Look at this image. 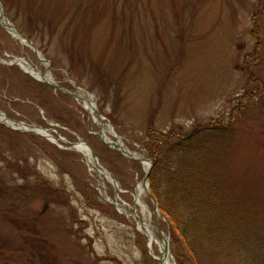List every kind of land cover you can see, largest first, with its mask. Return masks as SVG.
I'll list each match as a JSON object with an SVG mask.
<instances>
[{
	"label": "rangeland",
	"instance_id": "1",
	"mask_svg": "<svg viewBox=\"0 0 264 264\" xmlns=\"http://www.w3.org/2000/svg\"><path fill=\"white\" fill-rule=\"evenodd\" d=\"M1 2L50 65L1 24L0 57H24L37 69L48 68L62 86L89 90L105 121L131 152L151 157L153 167L156 132L185 134L220 119L233 126L222 167L234 198L250 203L264 222V87L249 85L247 71L249 66L264 84V0ZM257 44L261 53L246 63ZM82 103L20 65L0 61V111L51 127L57 138L0 122V238L19 248L13 256L1 254L0 264H160L133 214V192L146 174L145 163L107 145ZM61 138L92 146L124 190L116 195L110 178L109 195L121 207L127 202L128 212L104 199L96 168ZM38 177L65 193L69 205L44 200ZM144 198L154 209L147 191ZM160 227L178 264L182 246L167 220ZM186 256L193 260L187 250ZM209 264L225 263L214 256Z\"/></svg>",
	"mask_w": 264,
	"mask_h": 264
},
{
	"label": "trees",
	"instance_id": "2",
	"mask_svg": "<svg viewBox=\"0 0 264 264\" xmlns=\"http://www.w3.org/2000/svg\"><path fill=\"white\" fill-rule=\"evenodd\" d=\"M259 14H253L257 25ZM261 47H254L246 63L255 61L253 56L261 53ZM248 67L249 85L260 91L262 79ZM233 131V126L220 119L185 134L159 131L153 135L156 161L150 176L152 193L174 241L182 246L178 256L183 259L179 258L178 264H209L214 256L225 264H264V222L250 203L234 198L230 178L222 167ZM38 178L46 191L41 196L44 200L69 205L65 193L53 188L49 180ZM23 188L15 190L24 193ZM17 249L8 239L0 238V255L13 256ZM186 250L192 261L187 259ZM39 254L48 262V255ZM11 260L6 258V262Z\"/></svg>",
	"mask_w": 264,
	"mask_h": 264
},
{
	"label": "water",
	"instance_id": "3",
	"mask_svg": "<svg viewBox=\"0 0 264 264\" xmlns=\"http://www.w3.org/2000/svg\"><path fill=\"white\" fill-rule=\"evenodd\" d=\"M0 23L2 25H4L12 34L14 37L22 40L23 42H25L27 45H29L30 47H32L34 49V51L36 52L37 56L39 58H43L44 61L46 63H48V66L50 65V60L48 58H46L41 52L40 50L36 47V45L34 44V42L32 40H30L28 37H26L22 32H20V30L13 24H11L10 22H4L2 20V16H0ZM44 56V57H43ZM0 61L6 63V64H9V65H15V64H18L20 65L26 72L28 73H31L32 75H34L37 79L49 84L50 86H52L54 89L56 90H61V91H64V92H69V93H72L74 96H76L78 99L80 98L81 100H84L83 96H80L78 95V91H71V90H68L66 89L64 86L58 84L57 82H55L54 80H49L48 79V68H46L45 70H43L41 72V77H37L33 72H31L30 70L33 69L32 67H30L28 65V67H25L24 64L26 65L27 62L26 60L23 58V57H14L13 59L11 60H4L3 58L0 57ZM28 68V69H27ZM96 111V115H97V118L99 120V126H100V131L98 132L99 136L101 137V139L107 144L109 145L111 148H114L115 150L121 152L122 154H124L125 156L131 158V159H136V160H140L142 162H150V165H149V168L147 169L146 171V174L142 180L143 184H145L147 186V192L149 194V196L151 197L152 201H153V206H154V209L155 211L157 212V219L160 220V219H165L164 215L161 213L160 211V206H159V203L158 201L155 199L152 191H151V182H150V175H151V171H152V168H153V162H152V158L147 156V155H136L134 154L133 152H131L128 147H126L125 145H120L119 141L121 139V137L115 133V137L117 138V141H108L105 139L104 137V134H103V127L105 125H107V127L114 131V128L113 126L108 122V123H104V119L105 117L102 115L101 111L99 109H95ZM0 122L1 123H5L7 124L9 127H11L12 129H15V130H20V131H29V132H33L35 134H38L40 136H43V137H46L52 141H56L57 138L55 136H53V134L51 133V130L52 128L51 127H44L42 125H30V124H27L23 121H19V120H15V119H11L9 118L5 113H3L2 111H0ZM12 123V124H11ZM62 140H65L64 138H61ZM65 142L71 144L74 148L77 147L78 144H81V145H84V146H87L88 149L90 150V154H91V158L94 162V165L95 167L97 168V171L98 173L101 175V174H104L105 178H108V175L110 177H112V179L115 181V184L117 186V192H116V195L119 194V192H123L124 190L120 187V181L116 178V176L108 171L106 169V167L102 164V162L100 161V159L98 158V156L96 155V153L94 152L92 146L85 140H79V141H75V142H70V141H67L65 140ZM101 178V185L103 188H106L105 187V181L102 177ZM102 196L104 197L105 200H107L108 202L114 204L116 207H118L120 209V206H119V202L117 200V198H111V196L109 195L108 193V190L105 189V192L102 193ZM135 218L138 220L139 217L138 216H135ZM166 220V219H165ZM159 233L162 234V240L164 242V254L166 256L168 255H171L174 259V256L172 254V251H171V248H170V239H169V235H167L161 227H159ZM160 264H163V260H160L159 261ZM175 262V260H174ZM176 264V262H175Z\"/></svg>",
	"mask_w": 264,
	"mask_h": 264
},
{
	"label": "bare ground",
	"instance_id": "4",
	"mask_svg": "<svg viewBox=\"0 0 264 264\" xmlns=\"http://www.w3.org/2000/svg\"><path fill=\"white\" fill-rule=\"evenodd\" d=\"M39 58V57H38ZM4 60H11L10 58H3ZM42 62H44L46 64V66H48V63H46L44 61V59L39 58ZM26 60V59H25ZM27 64L24 66L28 67V65L30 67H32L33 69H31L30 71L33 72L37 77H41V72L42 70L37 69L35 66H33L30 62H28V60H26ZM28 69V68H27ZM48 73V79L49 80H53V78L51 77L50 73H49V69L47 71ZM86 96V100H83V106L85 107V109H87L93 116L94 120L99 123V120L96 116V112L94 107L96 106L95 101L93 100V98H91V95L88 94H83ZM12 124V123H11ZM103 134L106 140L108 141H114L115 140V132L108 129V128H103ZM54 136V135H53ZM120 145H125V142L120 139L119 141ZM127 147V146H126ZM76 150L80 151L83 153V155H85L89 160L91 159V154H90V150L88 149L87 146L78 144L77 147H75ZM145 163V167L146 170L149 168L150 162H144ZM104 181H105V189L108 190V186H107V182L110 181V177L108 176V178L106 179L105 177L101 176ZM147 191V186L145 184H143L142 181H139L136 186H135V190L133 192V196H134V203H133V214L134 216H138L139 219L138 221V230L140 232H142L148 239V246L149 249L153 255V257L156 260H163V264H175L174 259L171 255L166 256L164 254V242L162 240V234L159 233V227H160V222L161 219L158 220L157 219V212L155 211V209L151 208L150 205L147 203V201L144 198V192ZM119 196V195H118ZM126 205V206H125ZM128 203L124 202V205H122V207L120 206V210H125V211H129L128 208ZM131 213V212H130ZM155 218L157 219V223L154 221Z\"/></svg>",
	"mask_w": 264,
	"mask_h": 264
}]
</instances>
